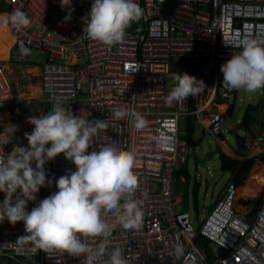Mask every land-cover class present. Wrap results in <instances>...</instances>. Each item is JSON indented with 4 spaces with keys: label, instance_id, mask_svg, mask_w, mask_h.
<instances>
[{
    "label": "built area",
    "instance_id": "2783aa9c",
    "mask_svg": "<svg viewBox=\"0 0 264 264\" xmlns=\"http://www.w3.org/2000/svg\"><path fill=\"white\" fill-rule=\"evenodd\" d=\"M93 2L71 0L74 11L66 22L67 9L62 10L60 0H0V15L19 9L31 20L23 30L7 26L15 41L8 61L38 67L41 99L37 102L48 103L50 110L57 98H64L68 101L64 106L74 115L104 120L108 128L92 137L89 151L116 143L135 156L134 199L143 213L140 227L125 230L110 214L106 221L114 227L109 236L88 242L93 247L104 244L109 253L119 247L128 264H264V187L253 199H243L239 186L231 181L217 204L208 207L206 219L200 214L194 222L189 211L177 213L175 173L191 153L181 137L184 120L192 117L217 137L227 117L210 110L215 101L195 109L190 96L166 102L174 85L172 74L199 78L206 60L215 69V93L227 111L243 102L237 90L222 86L220 66L240 51L241 40L264 43V0H135L142 14L113 46L82 36L83 18ZM21 44L30 50L28 55H21ZM33 50L38 52L35 59L42 57L40 63L31 60ZM32 103L19 99L0 60V112ZM117 109L141 113L146 127L136 129L128 115L116 118ZM8 147L0 155L11 152ZM44 167L52 181L50 194L58 191L55 181L61 175L75 171L63 153ZM200 237L210 242L211 251L197 245ZM177 245L182 247L181 255L175 251ZM108 259L105 254L96 264ZM82 260L38 250L27 238L23 221L0 227V264H82Z\"/></svg>",
    "mask_w": 264,
    "mask_h": 264
},
{
    "label": "clouds",
    "instance_id": "9594fccd",
    "mask_svg": "<svg viewBox=\"0 0 264 264\" xmlns=\"http://www.w3.org/2000/svg\"><path fill=\"white\" fill-rule=\"evenodd\" d=\"M60 6L62 10L67 9L64 20L69 21L74 11L71 0H60ZM141 14L142 9L135 0H94L88 17L83 18L82 36L113 46L124 39L127 28ZM0 24L23 30L31 25V20L17 9L5 14ZM239 47L240 51L232 53L220 66L222 86L229 91L247 93L264 89V43L245 39ZM29 52L20 45L21 55ZM210 63L206 60L202 68ZM171 79L174 85L166 97L167 103L196 96L206 86L203 80L187 73H173ZM66 103V99L57 98L47 113L29 117L28 123L34 127L31 133H24L28 146H14L6 156L0 155V192L5 194L0 203V223L5 219L13 225L23 221L27 238L45 253L83 257L82 264H96L107 254L106 264H128L119 247L109 253L104 244L93 247L88 238L109 236L114 227L106 221L110 214L125 230L140 227L143 213L140 202L134 199L138 186L133 171L135 156L116 143L89 151L92 137L108 125L104 120L90 121L74 115L64 106ZM114 115L116 118L128 115L136 129H143L148 123L135 110L117 109ZM17 130V126L8 124L0 132V153L12 142ZM223 135L222 132L220 137ZM61 153L75 165V171L61 175L55 181L58 191L50 194L52 181L47 178L44 165ZM40 188L42 191L47 188L48 197L41 196L28 211V202L37 200ZM175 251L181 255L182 247L177 245Z\"/></svg>",
    "mask_w": 264,
    "mask_h": 264
},
{
    "label": "rangeland",
    "instance_id": "374dc122",
    "mask_svg": "<svg viewBox=\"0 0 264 264\" xmlns=\"http://www.w3.org/2000/svg\"><path fill=\"white\" fill-rule=\"evenodd\" d=\"M8 40H10V44L14 45L15 42L13 38L9 36L8 32L7 34L0 35V55L2 53L4 43ZM3 62L9 74L10 80H12L13 82L19 99H24L27 101L32 100L33 102L31 105H28L24 108H12L9 110H4V112L8 111L14 116V120H12V122L15 123L18 128L13 136L14 138L12 139V142L9 144L10 147H8L9 150H12L14 146H28V141L25 138L24 133H31L34 127L30 123H28V118L31 116H39L40 114L43 115L48 112V109L46 105L43 104V102L38 103L37 101H35L41 99L40 72L38 67L22 66L18 64V61L16 60H13V62L10 63L8 62V60ZM213 90L214 82L211 81L209 83L208 91H206L204 88L203 91L197 95V105H199L197 107H206L207 103L209 104ZM237 91L239 99H242L243 102L236 105L233 115L227 116V124L222 130L226 138L227 145L231 151L237 154H241L242 157L264 155V146L260 145L259 141V139H262L264 143V130L261 129L260 124L262 121H264V89H260L255 93H247L243 90ZM249 105L256 106V108L251 111L255 127L251 128V131L255 133L253 135L255 141L253 143H250L248 141V149L246 152H238L236 137L237 135H243V133L239 131V129L241 130V127L239 125L243 121L245 111ZM218 109L219 108L214 107L215 111H218ZM194 127L195 133L193 139L194 142L199 144V147L191 151L189 158L188 165L191 178L188 186L187 199L184 198V196H182L181 194L177 196V191H179L177 187V191L174 192L176 200L174 205L177 213H185V211H189L193 221L195 222V216L199 215L196 211V199L197 202H199V205H201L200 214L202 215V219H206L208 216V207L210 208L217 204L218 200L222 196L224 188L226 187L228 182H230V173H225L222 170V160L220 155H216L210 161L206 159L207 154L211 151L216 150V148L221 144V139H223V137H215L210 135L209 133H206L199 124L194 125ZM232 156L233 158H236L234 157V155ZM256 167H259L257 172L264 171V162H257V165H255L251 169L248 178L244 182V185L239 188L238 195L240 194L239 196H241L243 199H245L244 196H247H242L240 190L246 185V182L250 179V177L256 170ZM263 187L264 185L260 188L257 194L260 193L261 190H263ZM41 193L42 189L40 188L39 192L36 194L37 200L28 202V211H31L32 207H34L36 203L39 202V200L41 199ZM261 196L262 194H260V197ZM253 197H251L250 199H253ZM4 198L5 194L3 192H0V203L3 202ZM179 199H181L182 201L180 204L178 203ZM202 205H205L206 207L203 208ZM5 222H8V220H4L2 223H0V227ZM195 227L197 228V225H195Z\"/></svg>",
    "mask_w": 264,
    "mask_h": 264
},
{
    "label": "trees",
    "instance_id": "16d2710c",
    "mask_svg": "<svg viewBox=\"0 0 264 264\" xmlns=\"http://www.w3.org/2000/svg\"><path fill=\"white\" fill-rule=\"evenodd\" d=\"M7 32H8L7 26L1 27V24H0V35L1 34H7ZM10 46H12V44H10V40H8L7 42L4 43V47L2 48V53L0 56L2 61L8 60L9 52H10ZM220 73H221V71H220ZM220 79H221V81H223V74L222 73L220 75ZM194 104H195V101L192 100V108L193 109H195ZM255 108H256V106L249 105L245 111L243 121L240 123V126H245L246 130L248 132H250L251 131L250 128L252 126H254L253 116L251 114V111L254 110ZM221 109L226 110L227 107L222 106ZM233 110H234L233 108H230V110L228 112L229 115H232ZM258 123H259V121H258ZM260 124H261V129L264 130V121H262ZM194 133H195L194 125L188 124L186 126V129H185V135L181 136L182 139L187 141V143L191 149H195V148L199 147V144L194 142V139H193ZM222 137L224 140L226 139L224 135ZM238 155L242 157L241 154H238ZM221 160H222V170L225 173L229 172L230 173V180L232 182H234L236 185L240 186V185L244 184V182L247 179V177H248L251 169L253 168V166L258 161L264 162V155H261V156L257 155V156L252 157V158H246L243 160H239V159L233 158V156L231 157L227 154H222ZM188 164H189V161H187L186 164L181 169L177 170L175 173V188L178 187V189H179L180 187H182L181 185L186 187L185 193L183 195L184 198H186V199H187V195H188V186H189L190 178H191V175H190V172L188 169L189 168ZM181 176H184L186 178L187 182L185 184H184V182L181 181ZM41 196H42V198L48 197L47 188H45L42 191ZM186 204H187V202H186ZM200 206L201 205H199V202H197V199H196V211H197V214H199V215H200ZM213 207H210V208H213ZM197 245H200L201 247L205 248L207 251H211L210 242H208L206 239H204L202 237H200L199 240H197ZM9 264H14V263H9Z\"/></svg>",
    "mask_w": 264,
    "mask_h": 264
},
{
    "label": "crops",
    "instance_id": "0c3cea01",
    "mask_svg": "<svg viewBox=\"0 0 264 264\" xmlns=\"http://www.w3.org/2000/svg\"><path fill=\"white\" fill-rule=\"evenodd\" d=\"M12 47H13V45L12 46H10V49H12ZM201 73H202V75L199 77V78H197V79H200V80H203L204 81V83H205V90L206 91H208V88H209V83L212 81V82H214V90H213V92H212V94H211V97H210V102H209V104L207 103V107H209L210 106V104L212 103V102H214L215 101V103H213L212 105H211V108H210V110H213V111H215L214 110V107H216V108H219L218 109V111H221L222 113H226V115H229V110L230 109H228V111H227V109L226 110H222L221 108H222V106H226L227 107V105H226V103L224 102V100L222 99V98H220V96H216V93H215V83H216V76H215V69H214V67L213 66H211V64H207L203 69H202V71H201ZM220 75H221V73H220ZM219 79H220V77H219ZM220 81H221V79H220ZM222 82V81H221ZM41 90V89H40ZM197 95L196 96H192V98H191V103H192V100L193 101H195V108L197 107V106H199V105H197ZM217 98V99H216ZM215 99V100H214ZM241 106V105H240ZM228 108V107H227ZM235 108H236V106L235 107H233V113H232V115L234 114V112H235ZM227 111V112H226ZM188 124H193V125H196V123H195V121H194V119H192V117H188V119H185L184 120V123H183V130H182V136H184L185 135V129H186V126L188 125ZM240 127H245V126H240ZM254 126H252L251 128H253ZM246 128V127H245ZM251 128H250V130H251ZM255 128V127H254ZM251 135H252V137H253V135L255 134V133H253L252 131H250L249 132ZM259 140H261V139H259ZM187 142V141H186ZM263 146V145H262ZM219 148H221L222 149V152H221V154H220V156L222 155V154H227V155H229V156H232V155H234V157H236L237 159H239V160H243V159H246V157H244V158H242V157H239L238 156V154L237 153H235V152H233V151H231L230 149H229V147H228V145H227V142H222L221 141V144L218 146ZM217 147V148H218ZM217 148H216V150H217ZM216 150H214V151H211V152H215ZM191 151H192V149H191ZM239 152V151H238ZM210 153V152H209ZM208 153V154H209ZM231 153V154H230ZM191 154V153H190ZM216 156V155H215ZM256 156V155H255ZM255 156H252V157H255ZM252 157H247V158H252ZM189 158H190V156H189ZM188 161H189V159H188ZM185 164H183V165H181V167H180V169L184 166ZM255 165H257V163L255 164ZM254 165V166H255ZM253 166V167H254ZM188 167H189V165H188ZM259 168V167H258ZM189 169V168H188ZM249 176V175H248ZM248 178V177H247ZM181 181L182 182H184V184L187 182V180H186V178L184 177V176H181ZM231 181V180H230ZM248 182V181H247ZM246 182V183H247ZM253 184V183H252ZM244 185V184H243ZM243 185H240L239 186V188L240 187H242ZM182 187H180L179 188V191H177V188H175V191H177L178 193H177V196H179V194H181L182 196L184 195V193H185V189H186V187H184L183 185H181ZM225 189V188H224ZM224 192V191H223ZM259 192V191H258ZM240 195V194H239ZM176 196V197H177ZM243 196V195H242ZM247 196V195H246ZM241 197V196H240ZM245 197V196H244ZM247 197H250V195H248ZM246 197V198H247ZM251 197H253V196H251ZM182 201H181V199H179V204L181 203ZM204 205H202V207H203ZM206 207V206H205Z\"/></svg>",
    "mask_w": 264,
    "mask_h": 264
},
{
    "label": "bare ground",
    "instance_id": "6f19581e",
    "mask_svg": "<svg viewBox=\"0 0 264 264\" xmlns=\"http://www.w3.org/2000/svg\"><path fill=\"white\" fill-rule=\"evenodd\" d=\"M3 18H5V15L4 14L0 15V20H2ZM3 26L4 25L1 24V27H3ZM8 34H9L10 37H12V33H10L9 29H8ZM0 60H1V57H0ZM43 104L46 105V107H47V109L49 111L48 103L43 102ZM12 120H14V116L12 114H10L8 111L0 112V128H1V132L4 131L5 126H7L8 124L15 125V123H13ZM258 169L259 168L256 167V170L254 171V173L252 174V176L250 177V179L248 180L246 185L240 190L241 191L240 192L241 195H247V196L250 195V197L251 196H255L257 194V192L260 190V188L264 185V171L257 172ZM5 220H7V219H5Z\"/></svg>",
    "mask_w": 264,
    "mask_h": 264
},
{
    "label": "water",
    "instance_id": "95a60500",
    "mask_svg": "<svg viewBox=\"0 0 264 264\" xmlns=\"http://www.w3.org/2000/svg\"><path fill=\"white\" fill-rule=\"evenodd\" d=\"M37 51L33 50L31 53V60H35L37 63H40L42 61V57H38L37 59H35V57L37 56ZM240 132L243 133L242 136L237 135L236 137V144H237V151L239 152H246L248 149V141L250 143H253L255 141V139L252 137V135L246 130L245 127H241V130L239 129ZM261 145L264 146V143L261 142ZM222 152L221 148H217V150L215 152H210L209 154H207L206 159L208 161L212 160L215 155H220ZM205 207V205L203 206V208Z\"/></svg>",
    "mask_w": 264,
    "mask_h": 264
},
{
    "label": "flooded vegetation",
    "instance_id": "af4514ba",
    "mask_svg": "<svg viewBox=\"0 0 264 264\" xmlns=\"http://www.w3.org/2000/svg\"><path fill=\"white\" fill-rule=\"evenodd\" d=\"M8 62H9V63H10V62H13V60H9Z\"/></svg>",
    "mask_w": 264,
    "mask_h": 264
}]
</instances>
